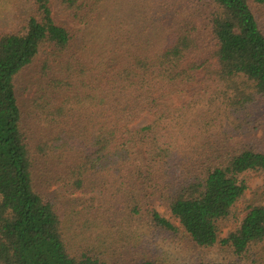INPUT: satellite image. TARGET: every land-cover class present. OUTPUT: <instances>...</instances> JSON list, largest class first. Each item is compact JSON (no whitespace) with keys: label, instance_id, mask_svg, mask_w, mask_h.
I'll use <instances>...</instances> for the list:
<instances>
[{"label":"trees","instance_id":"obj_1","mask_svg":"<svg viewBox=\"0 0 264 264\" xmlns=\"http://www.w3.org/2000/svg\"><path fill=\"white\" fill-rule=\"evenodd\" d=\"M17 1L27 2L23 20L0 31V264H125L87 243L69 247L62 198L76 193L82 219L109 233L180 229L223 257L199 264H264V198H246L247 174L264 179V147L232 140L264 126L254 113L264 32L253 11L264 0L187 10L186 0ZM54 12L81 27L78 43ZM36 60L33 139L15 81Z\"/></svg>","mask_w":264,"mask_h":264},{"label":"rangeland","instance_id":"obj_2","mask_svg":"<svg viewBox=\"0 0 264 264\" xmlns=\"http://www.w3.org/2000/svg\"><path fill=\"white\" fill-rule=\"evenodd\" d=\"M195 1L186 0L185 9L187 10V7L193 5ZM27 10V2L21 4L17 0H0V31L8 32L15 29L23 20V15ZM253 11L258 25L264 32V6L254 7ZM204 14H206V10L202 8V11L197 15L202 17ZM54 17L58 24L77 31L74 41L75 44L78 43L81 27L72 24L65 15H57L54 12ZM202 36L203 40L209 41L206 33ZM37 64L38 61L36 60L32 66L21 72L15 81L17 97L23 111L22 125L27 133V137L33 139H37L41 135V129L37 127L34 118L26 117V113L34 91L32 85L36 77ZM254 107L256 124H259L262 122L261 119L264 114V101L254 105ZM146 120L147 117L145 116L132 127L139 128L146 123ZM232 140L236 143H247L257 148H262L264 147V126L249 130V132L243 135H236ZM41 169L43 168L41 167ZM50 171H52V168L47 171L40 170L39 172L51 173ZM247 176L248 189L246 191V198L249 201L262 200L264 198L263 177L254 173H248ZM54 189L55 186L42 188L44 194L47 196H52L55 193ZM82 196L80 193H76L62 198V202L67 205L62 226L71 249H74L81 243H87L102 254V257L107 261L119 260L125 264L132 263L138 259L157 260L164 264H199L200 262L219 261L223 259L217 253L197 249L190 238L184 235L180 229L175 232L164 233L162 237L160 233L158 235L154 231L146 229L137 230L125 238L121 234L109 233L105 226H100L93 219L92 222H87L82 219V216L86 212H83L82 206L75 200ZM89 196L91 194H88ZM154 206L179 228L178 222L167 213L162 205L155 202ZM230 229L231 227H225L221 232V236L224 237ZM104 231L106 233H103Z\"/></svg>","mask_w":264,"mask_h":264}]
</instances>
